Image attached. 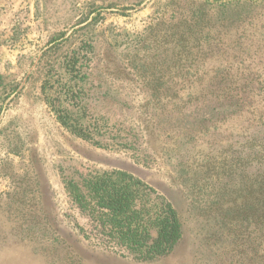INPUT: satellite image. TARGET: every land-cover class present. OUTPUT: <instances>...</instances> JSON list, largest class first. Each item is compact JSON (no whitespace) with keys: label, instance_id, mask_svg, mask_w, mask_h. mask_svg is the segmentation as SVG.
I'll return each mask as SVG.
<instances>
[{"label":"rangeland","instance_id":"rangeland-1","mask_svg":"<svg viewBox=\"0 0 264 264\" xmlns=\"http://www.w3.org/2000/svg\"><path fill=\"white\" fill-rule=\"evenodd\" d=\"M165 2L0 0V264L248 263L238 254L247 246L246 222L233 214V224L220 222L228 220L220 209L248 204L247 177L235 173V157L245 153L234 151L246 134L232 130L221 145L184 120L159 131L171 106L157 97L175 75L195 74L179 73L180 48L170 38L142 43ZM186 50L183 59L199 61L196 49ZM141 58L148 77L136 69ZM53 92L77 129L52 110ZM109 170L142 179L173 204L183 237L170 254L139 260L91 237L72 191L87 196L92 178ZM220 191L228 202L214 200ZM223 225L228 235H220Z\"/></svg>","mask_w":264,"mask_h":264},{"label":"trees","instance_id":"trees-1","mask_svg":"<svg viewBox=\"0 0 264 264\" xmlns=\"http://www.w3.org/2000/svg\"><path fill=\"white\" fill-rule=\"evenodd\" d=\"M144 33L143 44L157 45L167 37L171 40L166 43L180 48L174 64L179 73L195 70L194 78L175 75L168 80L169 92L157 97L160 105L171 106L159 131L184 120L189 129L200 125L205 138L217 136L212 143L229 144L226 139L234 130L246 134L245 144L233 147L237 154L245 153L235 157V173L247 177L248 204L220 209L228 218L220 222L233 224L235 215L245 221L241 234L246 235L247 246L238 254L245 253L248 263L239 257L238 264H264V0H200L197 4L167 0L157 7ZM187 47L198 51L199 61L183 59L192 53ZM139 60L143 63L137 71L148 77L147 59ZM74 63V56L65 61L70 70ZM54 94L48 95L52 110L66 126L77 129L78 120L67 108L56 106ZM70 94L76 97V91ZM86 187L87 196L73 190V198L82 212L87 211L89 233L99 244L135 259L152 260L170 254L181 241L183 223L177 210L142 179L109 170L94 176ZM227 193L218 192L214 200L228 202ZM221 227V236L232 231ZM227 256L225 252L222 261L228 262Z\"/></svg>","mask_w":264,"mask_h":264}]
</instances>
